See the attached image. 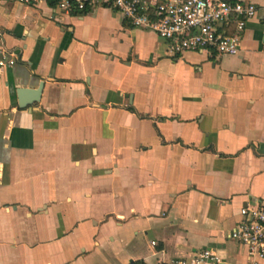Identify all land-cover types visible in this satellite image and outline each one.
<instances>
[{"label":"crops","instance_id":"1","mask_svg":"<svg viewBox=\"0 0 264 264\" xmlns=\"http://www.w3.org/2000/svg\"><path fill=\"white\" fill-rule=\"evenodd\" d=\"M0 41L15 56L0 68V264H176L205 246L249 264L227 235L264 206L261 11L236 55H172L111 8L49 1L0 2Z\"/></svg>","mask_w":264,"mask_h":264},{"label":"built area","instance_id":"2","mask_svg":"<svg viewBox=\"0 0 264 264\" xmlns=\"http://www.w3.org/2000/svg\"><path fill=\"white\" fill-rule=\"evenodd\" d=\"M50 2L60 13H81L96 6L118 12L131 26L151 30L165 41L170 54L197 51L207 55H236L246 22L261 11L264 51V4L249 0H0L37 5ZM232 26V32L226 30ZM13 53L0 41V68L11 66ZM227 237L246 249L249 264H264V206L247 204ZM176 264H228L213 246L194 250Z\"/></svg>","mask_w":264,"mask_h":264},{"label":"water","instance_id":"3","mask_svg":"<svg viewBox=\"0 0 264 264\" xmlns=\"http://www.w3.org/2000/svg\"><path fill=\"white\" fill-rule=\"evenodd\" d=\"M40 86H41V85L39 84V85H38V88H37V89L35 90V92L33 93V94H34V98H33L34 100L36 99V94H38ZM20 93H23V91L21 90ZM34 100H32V101H34ZM18 104H19V106H21V107H23V106L26 105V104H25L24 102H22V101H21V102L19 101Z\"/></svg>","mask_w":264,"mask_h":264},{"label":"trees","instance_id":"4","mask_svg":"<svg viewBox=\"0 0 264 264\" xmlns=\"http://www.w3.org/2000/svg\"><path fill=\"white\" fill-rule=\"evenodd\" d=\"M230 27H232V26H230ZM226 32L229 33L230 31L226 30ZM127 264H144V263L141 260H135V261H130Z\"/></svg>","mask_w":264,"mask_h":264}]
</instances>
